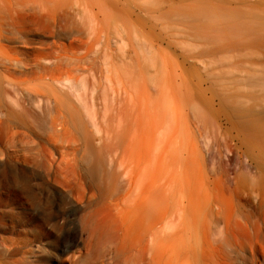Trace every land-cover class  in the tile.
Returning a JSON list of instances; mask_svg holds the SVG:
<instances>
[{
	"label": "rangeland",
	"instance_id": "1",
	"mask_svg": "<svg viewBox=\"0 0 264 264\" xmlns=\"http://www.w3.org/2000/svg\"><path fill=\"white\" fill-rule=\"evenodd\" d=\"M232 1L135 0L142 7L139 80H264V0H250L248 19L243 8L234 13ZM40 34H30L29 40L41 42L44 48L55 41ZM233 42L252 46L233 51ZM2 45L6 48L0 55L11 63L0 69L8 95L5 100L23 121L3 120L5 131L0 135V238L31 239L26 233L32 235V226L61 211L67 233L61 237L59 250H44L41 264H192L190 222L171 217L158 230L150 231L152 211L148 206L177 201L173 195L177 189L171 182L178 165L163 155L160 133L148 117L143 119L138 146L131 147V137L124 133L126 103L119 87L111 82L116 80L111 79V72L117 67L104 62L100 48L80 51L78 56L84 57L89 50L88 59L82 61L87 71L74 74L65 61L58 75H64L63 80L75 77L78 90L86 86L87 110L60 86L55 93L60 104L55 105L49 100L48 87L40 81V71L11 62L12 58L31 63L40 60V53L33 59L11 51V42ZM202 47L212 51L205 53ZM124 49L129 51L113 45V55L121 59ZM63 112L75 118L74 126H60L70 121ZM88 114H97L98 130L89 125ZM169 151L176 152L173 147ZM218 163L208 162L209 173L217 172ZM127 174L135 183L132 203L125 208L117 198L125 191ZM187 177L198 181L194 172L189 171ZM202 183L197 187L204 191ZM80 194L88 198L94 194L95 198L80 203ZM136 202L144 205L135 208Z\"/></svg>",
	"mask_w": 264,
	"mask_h": 264
},
{
	"label": "bare ground",
	"instance_id": "2",
	"mask_svg": "<svg viewBox=\"0 0 264 264\" xmlns=\"http://www.w3.org/2000/svg\"><path fill=\"white\" fill-rule=\"evenodd\" d=\"M121 2L0 0V50L6 48L2 43L11 42V51L21 56L35 59L40 53V60L36 58L31 63L12 58L11 62L30 71H40V81L48 87L49 100L55 101V105L60 104L61 98L55 94L60 86L87 110L86 86L78 90L75 77L63 80L64 75L58 74L64 69L65 61L71 67L70 72H86L82 61L88 59L89 50L84 57H79L78 53L86 48H100L104 62L117 67L111 72V79L116 80L111 82L119 87L126 103L124 133L131 137V147L138 146L143 119L148 117L160 133L163 155L175 159L178 165L171 182L177 192H170L177 201L174 199L156 208L148 206L152 211L150 231L158 230L171 217L175 221L181 219L190 222L189 237L193 244L188 250L194 258L192 264H264V80H139L142 7L135 0ZM231 3L236 5L233 9L236 15L243 8L248 19L249 9H252L250 0ZM32 33L50 35L55 41L44 48L41 42L29 40ZM36 45L40 47L33 49ZM113 45L124 46L129 51L124 49L118 59L113 55ZM232 45L233 51L248 50L252 46L250 42L244 46L237 42ZM201 49L205 53L212 51L207 47ZM21 50L31 52L25 54ZM203 57L198 55L197 58ZM10 64V59L0 55V69ZM3 85L0 77V135L5 131L3 120L7 123L23 121L7 105L8 95ZM63 113L70 121H63L60 126H74L75 118ZM87 119H90L89 125L98 130L97 114H88ZM56 125L54 120V133ZM171 147L176 151L173 154L169 151ZM215 160L219 167L211 174L207 164ZM119 171L122 170L119 168ZM189 171L195 173L197 182L187 177ZM200 182L204 191L197 187ZM134 183L135 179L128 174L123 179L125 191L117 200L124 202L125 208L132 203ZM89 196L80 194L77 200L84 203L95 198L94 194ZM64 216L61 211L50 213L42 223L32 226V235L26 233L31 239L0 238V264H41L40 256L46 248L55 251L61 247V237L67 233Z\"/></svg>",
	"mask_w": 264,
	"mask_h": 264
}]
</instances>
